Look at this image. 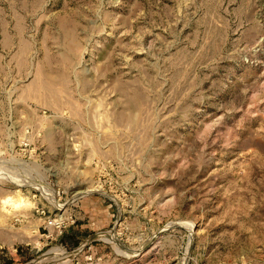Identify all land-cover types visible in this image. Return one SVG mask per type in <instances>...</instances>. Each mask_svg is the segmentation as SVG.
Here are the masks:
<instances>
[{"label":"rangeland","instance_id":"1","mask_svg":"<svg viewBox=\"0 0 264 264\" xmlns=\"http://www.w3.org/2000/svg\"><path fill=\"white\" fill-rule=\"evenodd\" d=\"M0 264H264V0H0Z\"/></svg>","mask_w":264,"mask_h":264},{"label":"built area","instance_id":"2","mask_svg":"<svg viewBox=\"0 0 264 264\" xmlns=\"http://www.w3.org/2000/svg\"><path fill=\"white\" fill-rule=\"evenodd\" d=\"M40 213H44V209L41 207L39 209ZM45 225L50 227H57L60 230L61 222L57 220L55 217H49V215L44 216Z\"/></svg>","mask_w":264,"mask_h":264},{"label":"bare ground","instance_id":"3","mask_svg":"<svg viewBox=\"0 0 264 264\" xmlns=\"http://www.w3.org/2000/svg\"><path fill=\"white\" fill-rule=\"evenodd\" d=\"M84 192H86V191H78V192H76V194H77V195H79V194L81 195V194H83ZM87 192H88V191H87ZM50 199H51V198H50ZM12 204H15V206H16V205L19 204V202H18V200H17V201H13ZM13 207H14V206H13Z\"/></svg>","mask_w":264,"mask_h":264}]
</instances>
